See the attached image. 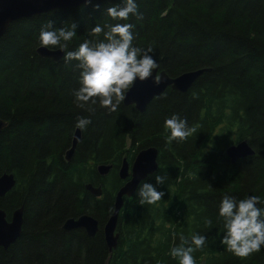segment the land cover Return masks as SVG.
Listing matches in <instances>:
<instances>
[{"label":"trees","instance_id":"16d2710c","mask_svg":"<svg viewBox=\"0 0 264 264\" xmlns=\"http://www.w3.org/2000/svg\"><path fill=\"white\" fill-rule=\"evenodd\" d=\"M120 0H97L74 8L22 18L0 37V175L18 176V191L0 197V207L24 204V231L0 264H178L170 248L180 235L207 237L193 253L195 264H264V248L246 258L219 242L217 216L223 195H256L264 202V0H137L142 19L130 16L136 46L152 47L158 71L170 77L209 68L186 93L171 87L143 112L123 101L114 112L77 107L75 61L55 62L37 53L43 25H76L75 49L96 24H112L107 7ZM99 8H96V5ZM123 23L124 21H119ZM99 38H102L99 37ZM177 114L195 131L184 141H167L164 121ZM78 117L91 123L70 162L65 150ZM247 141L254 154L232 162L227 148ZM158 149V168L142 182L165 195L140 205L136 192L124 198L118 246L109 251L104 235L64 230L70 216L95 215L103 224L114 210L125 180L119 169L145 148ZM111 165L107 175L98 166ZM102 187L94 197L86 183ZM210 222V223H209Z\"/></svg>","mask_w":264,"mask_h":264},{"label":"clouds","instance_id":"9594fccd","mask_svg":"<svg viewBox=\"0 0 264 264\" xmlns=\"http://www.w3.org/2000/svg\"><path fill=\"white\" fill-rule=\"evenodd\" d=\"M87 2L91 3V0ZM96 8H99L98 4ZM105 13L117 22L96 24L88 35L97 39H84L73 50H68V46L77 36L75 24L55 28L53 21L49 20L38 35L40 48L50 52L59 50L64 53L62 59L65 63L76 62L79 74L78 88L73 92L74 102L77 107L89 112L94 111L91 105L97 102L109 112L116 111L137 81L143 82L152 77L155 84L160 83V77L153 76L158 69L154 49L136 46L133 43L135 25L127 22L130 16L142 19L137 0H120V3L107 7ZM90 123L89 118L78 117L75 127L84 130ZM164 128L168 133V142L184 141L195 131L177 114L165 119ZM165 179V176L156 175L155 185L141 182L136 189L139 204L154 205L161 201L165 193L158 191L156 185L164 184ZM217 216L222 221V231H218L219 242L228 252L246 258L264 248V202L258 196L237 199L225 194L218 204ZM179 239L180 244L170 248L171 257L177 259L178 264H195L193 253L206 245L207 237L192 233L189 238L181 234Z\"/></svg>","mask_w":264,"mask_h":264},{"label":"water","instance_id":"95a60500","mask_svg":"<svg viewBox=\"0 0 264 264\" xmlns=\"http://www.w3.org/2000/svg\"><path fill=\"white\" fill-rule=\"evenodd\" d=\"M97 1V0H91ZM88 3L87 0H0V37L6 32L8 26L21 18L30 17L52 11L54 9H67L74 8L82 4ZM37 53L47 59H51L55 62H59L64 55L63 52L57 50L50 52L46 48H38ZM209 68H201L193 71H188L180 74L179 76L172 78L164 71L158 73L156 69L153 76L160 77V83L157 85L153 82V78L139 82L137 81L134 86L127 92L126 98L123 101L125 106H134L139 112H143L147 105L156 97L161 96L167 88L171 87L173 90L180 93H186L190 87L206 72ZM1 125V122H0ZM81 139L80 129L76 130L73 137L72 146L66 152V159L70 160L74 153V150ZM227 156L234 163L238 159L248 157L254 154L252 147L247 141H241L238 144L229 146L227 148ZM158 149L155 147H149L141 150L135 157L132 165L125 158L119 169V177L122 180L130 179L117 191L114 210L108 219L104 231L107 246L109 251L112 252L119 242V232L117 231L118 219L120 210L124 203L125 196H132L138 187V185L145 180L149 175L155 173L158 168ZM112 166L101 164L98 166V171L101 175H107ZM12 182L6 177L0 180V194L2 195L8 189L11 188ZM86 189L95 197H101L103 194L102 187H95L92 184H87ZM2 216L3 214L0 213ZM6 225L0 218V229ZM76 228H84L89 236H94L98 230V221L89 216L82 215L78 219L70 218L65 222L64 229L72 230ZM1 232V231H0ZM2 233V232H1ZM2 235L0 236V238ZM4 245L3 239H0Z\"/></svg>","mask_w":264,"mask_h":264},{"label":"flooded vegetation","instance_id":"af4514ba","mask_svg":"<svg viewBox=\"0 0 264 264\" xmlns=\"http://www.w3.org/2000/svg\"><path fill=\"white\" fill-rule=\"evenodd\" d=\"M33 17V16H32ZM11 25V24H10ZM9 25V26H10ZM8 26V28H9ZM7 28V30H8ZM6 30V31H7ZM4 35V34H3ZM193 71V70H192ZM188 72V71H187ZM159 73V71H158ZM185 73V72H184ZM179 76V75H178ZM177 77V76H176ZM172 78H175V77H172ZM155 99V98H154ZM0 122H1V125H0V131L4 130L8 125H9V122L5 121L4 119H1L0 118ZM76 130L77 128L75 127V131L73 132V137L76 133ZM81 131V130H80ZM82 134V132H81ZM73 137L71 139V142L69 143V145L67 146L66 150H65V155H64V160L65 162H70V160H67L66 159V152L71 148L72 146V141H73ZM78 145V144H77ZM77 147V146H76ZM149 148V147H148ZM147 149V148H145ZM144 150V149H142ZM76 151V148L74 150V153ZM141 151V150H140ZM139 151V152H140ZM138 152V153H139ZM73 153V154H74ZM137 153V154H138ZM73 157V155H72ZM136 157V156H135ZM135 159V158H134ZM134 161V160H133ZM130 163V162H129ZM133 163V162H132ZM130 163V164H132ZM131 166V165H130ZM6 177L10 182H12V186L10 189H8L6 192H4L2 195L0 194V197H4L6 195H8V193H11L12 191H18L21 186H19V182H18V176L12 172V171H5L3 172L1 175H0V180L2 178ZM130 179V177H128L124 184ZM87 184H92V183H89L87 182ZM123 184V185H124ZM93 185V184H92ZM122 185V186H123ZM121 186V187H122ZM120 187V188H121ZM119 188V189H120ZM95 197V196H94ZM0 213H2L3 215L1 216L0 215V218L3 220V222L6 224V225H3V228L0 229V236L2 235V239H3V242H6L4 245H0V249H3V250H7L9 249L12 245L15 244V242L18 240V238L20 237V235L23 233L24 231V222H25V211H24V204H20L19 206L17 207H14V208H6V207H0ZM89 215L93 218H95L97 221H98V230L96 231L95 235L94 236H89L87 231L84 229V228H78V229H83L86 233V235L90 238H94L96 237L97 234H103L104 235V241L105 243L107 244L106 242V238H105V231H104V228H105V225L107 223L108 220H106L103 224H101L99 222V220L97 219V217L95 215H92V214H89V213H84V215ZM83 214L79 215V216H70L68 218L65 219V222L70 219V218H73V219H78L80 216H82ZM65 222L64 224L62 225V229H64V225H65ZM65 230V229H64ZM73 230V229H72ZM0 238V239H1ZM0 243L1 240H0Z\"/></svg>","mask_w":264,"mask_h":264},{"label":"bare ground","instance_id":"6f19581e","mask_svg":"<svg viewBox=\"0 0 264 264\" xmlns=\"http://www.w3.org/2000/svg\"><path fill=\"white\" fill-rule=\"evenodd\" d=\"M110 216H111V215H110ZM110 216L108 217V219L110 218ZM108 219H107V220H108Z\"/></svg>","mask_w":264,"mask_h":264}]
</instances>
